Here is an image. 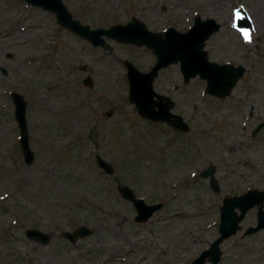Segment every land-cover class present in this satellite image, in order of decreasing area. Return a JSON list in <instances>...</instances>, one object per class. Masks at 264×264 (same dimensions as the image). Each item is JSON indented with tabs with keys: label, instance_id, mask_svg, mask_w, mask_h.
I'll use <instances>...</instances> for the list:
<instances>
[{
	"label": "rangeland",
	"instance_id": "374dc122",
	"mask_svg": "<svg viewBox=\"0 0 264 264\" xmlns=\"http://www.w3.org/2000/svg\"><path fill=\"white\" fill-rule=\"evenodd\" d=\"M61 1L89 28L134 17L153 32L185 31L196 16L213 18L219 29L205 41L207 59L244 72L229 95L216 98L196 76L182 83L178 63L160 69L152 88L187 123L179 132L141 118L127 100L124 61L147 71L155 60L149 49L106 37L109 50L93 47L52 13L0 0V264H190L217 237L224 197L264 191V125L253 132L264 120V0ZM12 91L26 103L28 165ZM95 153L111 174L96 165ZM208 164L217 191L199 177ZM119 185L160 208L134 222ZM255 211L219 243L216 264H264V227L244 234ZM79 225L90 233L74 242L61 237ZM26 228L50 236L40 244L24 236Z\"/></svg>",
	"mask_w": 264,
	"mask_h": 264
},
{
	"label": "water",
	"instance_id": "95a60500",
	"mask_svg": "<svg viewBox=\"0 0 264 264\" xmlns=\"http://www.w3.org/2000/svg\"><path fill=\"white\" fill-rule=\"evenodd\" d=\"M21 1L52 13L58 25L88 40L93 47L100 46L104 50H109L110 46L104 41V37H106L119 43L144 46L149 49L155 56V60L145 72L138 70L130 61H124L128 87L127 100L133 104L136 113L141 118L151 122H163L171 129L179 132L188 131L187 123L179 114L170 110L173 106V101L168 96L155 92L152 88L153 80L160 69L170 64L178 63L183 83H187L190 78L197 76L205 83L203 93L216 98H223L229 95L231 89L244 72V68L241 65L234 66L230 63H217L207 59L206 51L203 49L205 41L219 29V24L213 18L200 19L195 17L192 24L185 31L167 27L161 32H152L134 17H131L124 24L116 23L109 25L107 28H89L88 25L81 24L77 19L72 18L61 0ZM1 71L4 73V69H1ZM82 83L87 87H91L92 84L88 76L83 78ZM9 96L13 106V117L19 131L18 144L22 162L28 165L33 160V152L29 148L27 138L26 103L22 96L14 91L10 92ZM109 114L110 110L105 115ZM263 125L264 120L255 126L253 132ZM94 159L96 165L106 174L112 173L110 163L101 158L99 154L95 153ZM199 177L207 178L209 187L214 191L218 190L212 164H208L201 169ZM117 189L123 199L131 202L135 210L133 220L136 223L145 222L161 206L160 202L153 204L144 203L143 199L136 197L127 185H119ZM263 200L264 191L257 189H247L240 195L223 198L218 214V235L190 264H203L204 261L216 264L220 258L219 243L239 229L238 222L242 219L245 212L253 206L256 208V222L253 226L247 227L244 230V234H250L263 228ZM90 231L87 226L79 225L71 231H62L60 235L68 241L74 242L88 235ZM24 236L43 244L48 240L50 234L36 228H26L24 229Z\"/></svg>",
	"mask_w": 264,
	"mask_h": 264
},
{
	"label": "bare ground",
	"instance_id": "6f19581e",
	"mask_svg": "<svg viewBox=\"0 0 264 264\" xmlns=\"http://www.w3.org/2000/svg\"><path fill=\"white\" fill-rule=\"evenodd\" d=\"M236 14L238 15V13H236ZM236 17H237V16H236ZM239 17H240V16H239ZM243 20H244V19H243ZM243 20H242V21H243ZM232 23H233V22H232Z\"/></svg>",
	"mask_w": 264,
	"mask_h": 264
}]
</instances>
